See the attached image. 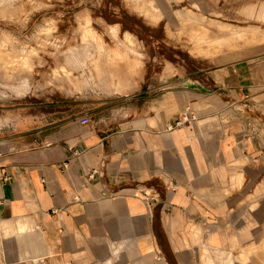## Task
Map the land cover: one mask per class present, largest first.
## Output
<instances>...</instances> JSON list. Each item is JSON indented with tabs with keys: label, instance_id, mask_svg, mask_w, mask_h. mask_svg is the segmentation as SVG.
Returning <instances> with one entry per match:
<instances>
[{
	"label": "crops",
	"instance_id": "obj_1",
	"mask_svg": "<svg viewBox=\"0 0 264 264\" xmlns=\"http://www.w3.org/2000/svg\"><path fill=\"white\" fill-rule=\"evenodd\" d=\"M151 103L0 155V264H264V57Z\"/></svg>",
	"mask_w": 264,
	"mask_h": 264
},
{
	"label": "rangeland",
	"instance_id": "obj_2",
	"mask_svg": "<svg viewBox=\"0 0 264 264\" xmlns=\"http://www.w3.org/2000/svg\"><path fill=\"white\" fill-rule=\"evenodd\" d=\"M248 56L264 0H0V155L151 116L167 87Z\"/></svg>",
	"mask_w": 264,
	"mask_h": 264
},
{
	"label": "built area",
	"instance_id": "obj_3",
	"mask_svg": "<svg viewBox=\"0 0 264 264\" xmlns=\"http://www.w3.org/2000/svg\"><path fill=\"white\" fill-rule=\"evenodd\" d=\"M196 115L193 113L192 115L190 113H186L184 115H182L180 118H178L177 120V124H181L183 122L188 121L189 119H195ZM8 179H10V176H7Z\"/></svg>",
	"mask_w": 264,
	"mask_h": 264
},
{
	"label": "bare ground",
	"instance_id": "obj_4",
	"mask_svg": "<svg viewBox=\"0 0 264 264\" xmlns=\"http://www.w3.org/2000/svg\"><path fill=\"white\" fill-rule=\"evenodd\" d=\"M180 16V15H179ZM192 19L193 20H196V18L194 17V16H192ZM235 30V29H234ZM233 30V31H234ZM242 30H240V32H241ZM237 32V31H236ZM239 34V33H238ZM7 56V55H6ZM27 62V61H26ZM4 63V62H3ZM4 65V64H3ZM6 67V66H5ZM12 68V67H11ZM14 70V69H13ZM64 70L66 71V73H67V76L71 79V81L73 82V83H75V84H77L76 82V78H75V76L73 75V73H71V71H69L70 69H67L66 67H64ZM68 70V71H67ZM65 73V74H66ZM76 86V85H75ZM123 86H125V85H122V87ZM125 88H127V86H125ZM119 90H121L122 88H118Z\"/></svg>",
	"mask_w": 264,
	"mask_h": 264
}]
</instances>
